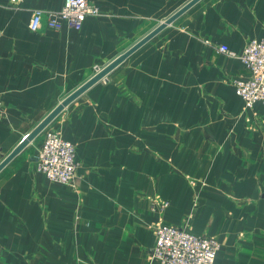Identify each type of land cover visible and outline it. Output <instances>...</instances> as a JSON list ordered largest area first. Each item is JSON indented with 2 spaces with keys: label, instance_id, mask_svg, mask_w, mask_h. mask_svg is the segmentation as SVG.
Here are the masks:
<instances>
[{
  "label": "crops",
  "instance_id": "0c3cea01",
  "mask_svg": "<svg viewBox=\"0 0 264 264\" xmlns=\"http://www.w3.org/2000/svg\"><path fill=\"white\" fill-rule=\"evenodd\" d=\"M91 1L79 30H32L65 0H0V161L179 8ZM263 37L264 0H199L67 105L48 127L76 144L74 182L37 169L43 132L0 171V264H159L160 220L216 236L215 264H264V105L245 109L230 80L249 72L218 49Z\"/></svg>",
  "mask_w": 264,
  "mask_h": 264
},
{
  "label": "built area",
  "instance_id": "2783aa9c",
  "mask_svg": "<svg viewBox=\"0 0 264 264\" xmlns=\"http://www.w3.org/2000/svg\"><path fill=\"white\" fill-rule=\"evenodd\" d=\"M103 14L101 7L91 0H65L57 10L33 9L29 27L60 29L66 23L79 30L87 16ZM218 49L239 57L249 72L230 80L242 97L245 109H253L257 103L264 105V37L249 39L241 54L226 44H220ZM43 133L44 140L36 155L37 169L53 181L73 184L78 167L76 144L66 139L60 129L47 127ZM162 205L166 206L167 201ZM151 228L156 237L152 257L159 264H215L220 248L216 236L196 234L162 220L152 223Z\"/></svg>",
  "mask_w": 264,
  "mask_h": 264
},
{
  "label": "water",
  "instance_id": "95a60500",
  "mask_svg": "<svg viewBox=\"0 0 264 264\" xmlns=\"http://www.w3.org/2000/svg\"><path fill=\"white\" fill-rule=\"evenodd\" d=\"M199 0H188L184 5L162 20L147 34L141 37L133 45L127 48L124 52L113 58L106 65L99 68L90 78L84 81L75 90L66 95L54 108H52L26 135L25 137L0 161V171L22 150H24L33 140L39 136L45 128L62 112V110L74 101L77 97L83 94L87 89L98 81L105 78L113 69L119 66L125 59L136 51L139 47L157 35L166 26L173 23L180 15L188 10Z\"/></svg>",
  "mask_w": 264,
  "mask_h": 264
},
{
  "label": "rangeland",
  "instance_id": "374dc122",
  "mask_svg": "<svg viewBox=\"0 0 264 264\" xmlns=\"http://www.w3.org/2000/svg\"><path fill=\"white\" fill-rule=\"evenodd\" d=\"M176 1H177V4H178L177 8H178V7L180 8V5L184 4L187 0H176ZM167 16H168V15H167ZM167 16L162 17V18L156 20L155 22H151V23L148 25V27L146 28V30H145V31H147L146 34L156 26L155 24H157L158 21L161 22V21L164 20ZM160 22H159V23H160ZM159 23H158V24H159ZM158 24H157V25H158ZM172 24H173V23H172ZM153 25H155V26H153ZM152 27H153V28H152ZM142 37H143V36H142ZM98 68H101V67H98ZM98 68H97V69H98ZM45 129H46V128H45ZM45 129H44V130H45ZM41 138H42V134L39 135V136H37V140L35 139V140H36V141H35L36 143H35V142H34V143L37 145V144H38V141H39ZM31 148L34 149V148H35L34 145H32Z\"/></svg>",
  "mask_w": 264,
  "mask_h": 264
}]
</instances>
